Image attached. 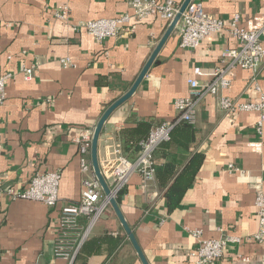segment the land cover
I'll return each mask as SVG.
<instances>
[{
  "label": "crops",
  "instance_id": "1",
  "mask_svg": "<svg viewBox=\"0 0 264 264\" xmlns=\"http://www.w3.org/2000/svg\"><path fill=\"white\" fill-rule=\"evenodd\" d=\"M172 1L180 7L185 2ZM196 1L226 24L239 16V26L253 30L264 20V0ZM63 6L69 7L66 20L57 16ZM126 13H131L129 0H0V76L14 73L0 107V264H67L55 260L53 251L63 206L81 201L84 176L73 138L93 128L132 88L172 23L157 17L132 20L119 37L101 42L76 30L82 22ZM237 45L223 31L197 49L183 48L175 28L136 93L113 112L100 136L99 163L111 190L115 150L135 161L139 152L127 151V142L138 140L143 129L175 120V102L189 95L194 70L206 74L202 82L210 81L209 75L224 68L223 51ZM67 58L72 65L64 68L61 60ZM23 66H35L31 81L24 79ZM227 77L231 87L198 106L188 146L157 153L159 178L148 191L142 177L133 174L120 202L116 198L149 264H197L190 254L200 245L193 236L198 230L205 239L242 238V244L229 245L218 264H264V242L250 239L260 231L256 196L264 191V138L256 131L260 116L219 107L221 96L242 104L258 102L260 93L249 70H231ZM257 79L264 92V62ZM197 152L205 161L182 205L169 212L165 192L175 178L171 173L182 172ZM167 166L172 172L164 173ZM55 171L62 174L55 207L12 200L6 192L25 189L37 174ZM238 255L251 261L237 262ZM76 264H143L111 205Z\"/></svg>",
  "mask_w": 264,
  "mask_h": 264
},
{
  "label": "built area",
  "instance_id": "2",
  "mask_svg": "<svg viewBox=\"0 0 264 264\" xmlns=\"http://www.w3.org/2000/svg\"><path fill=\"white\" fill-rule=\"evenodd\" d=\"M131 13H126L116 19H99L82 22L76 26V30H85L95 40L101 42L108 38L119 37L121 30L132 20L137 22L151 17L172 22L179 13L180 6L172 0L160 2L157 0H129ZM69 7L63 6L57 16L66 20ZM180 37V45L187 49H197L201 43L213 34L229 31L238 45L236 48L226 49L222 53L221 63L224 68H218L209 75L210 81L202 82L199 78L206 74L200 69L194 70L195 77L189 79L190 93L187 97L175 102L178 116L175 120L164 122L152 129L148 138L141 142V151L135 161L125 156L120 148L114 152V166L112 176L114 187L111 190L117 198L120 192L129 184L133 174H139L144 181V188L148 191L150 183L156 182L155 155L161 144L170 140L171 132L178 123L195 125L197 108L207 96H217L223 90L231 87V80L227 74L231 70L244 69L252 72V83L260 93L258 102L239 103L226 96L219 99V107L226 112H256L260 118L256 125L258 135L264 138V92L260 86L257 75L264 62V20L259 27L248 30L239 26V16H236L230 24H226L209 14L202 2L192 0L182 14L177 25ZM64 68L72 65L70 59H63ZM35 66H23L22 72L26 81H31L34 76ZM14 73L8 71L0 76V107L7 99V85ZM94 128V127H93ZM93 128L84 129L73 142L79 148L80 168L84 176L82 181L81 201L78 204L63 206L56 238L54 240L53 257L67 264H76L77 255L85 240L91 234L94 226L103 218L110 203L104 195L101 184L96 178L91 161V146L93 140ZM229 169L236 170L233 166ZM62 174L59 171L37 174L29 186L22 190L9 187L6 192L12 200H26L42 203L48 207H55L60 200V184ZM256 207L259 218L260 231L250 239L264 242V191L258 190ZM81 219L87 221L81 224ZM193 236L200 241L197 250L190 254L196 258L197 264H218L226 256V250L230 244H242V238L224 236L219 239H205L202 231H194ZM237 262L249 263L248 256L238 255Z\"/></svg>",
  "mask_w": 264,
  "mask_h": 264
},
{
  "label": "trees",
  "instance_id": "3",
  "mask_svg": "<svg viewBox=\"0 0 264 264\" xmlns=\"http://www.w3.org/2000/svg\"><path fill=\"white\" fill-rule=\"evenodd\" d=\"M192 125L182 122L178 123L170 135V140L161 144L159 149L156 152V155L162 148L171 147L174 145H180L182 147H187L191 142L192 135ZM153 128L143 129L139 132L140 138L138 140L128 141L127 151H132V153H140L141 151V142L148 138ZM155 155V157H156ZM205 161V156L201 153H194L191 160L185 166V168L179 174L171 173L174 178L171 186L165 192V198L167 200L169 212H173L183 203L184 198L186 197L188 191L193 186L198 171L201 169ZM161 171V170H160ZM172 172L170 167L167 166L164 173ZM159 169L156 168V180L159 178ZM120 195V194H119ZM117 196L118 201L120 202V197ZM83 250V249H82ZM81 250V251H82Z\"/></svg>",
  "mask_w": 264,
  "mask_h": 264
},
{
  "label": "water",
  "instance_id": "4",
  "mask_svg": "<svg viewBox=\"0 0 264 264\" xmlns=\"http://www.w3.org/2000/svg\"><path fill=\"white\" fill-rule=\"evenodd\" d=\"M191 1L192 0H185V2L182 4V6L180 7V10H179V13L177 14L176 18L172 21L168 32L166 33V35L162 39L161 43L157 47L156 51L154 52V54L152 55V57L150 58L148 63L146 64L145 68L141 72L140 76L138 77L137 81L132 86V88L123 97H121L118 101H116L114 104H112L105 111V113L103 114V116L101 117L99 122L93 128L94 135H93L92 146H91V161H92V167H93L94 174H95L96 178L98 179V181L100 182L105 196L108 198L110 205L114 208L123 228L125 229L130 241L132 242L134 248L136 249V251H137V253H138L143 264H149V263H148L146 257L144 256V253L142 252L140 245L138 244V241L136 239V236H135L132 228L130 227V225L126 221V219H125V217H124V215L120 209V206L117 202V199L113 196V193H112L109 185L107 184L105 177L103 175V172L101 170V166L99 163V156H98L99 139H100V136L103 132L105 124L107 123V121L109 120V118L111 117L113 112L116 109H118L121 105H123L125 102H127L129 99H131L132 96L136 93L138 87L140 86L141 82L144 80V78L148 74L152 64L154 63L155 58L158 55L160 49L162 48V46L164 45V43L166 42L168 37L173 33V31L177 27L178 23L181 20L182 14L185 12L186 8L191 3Z\"/></svg>",
  "mask_w": 264,
  "mask_h": 264
}]
</instances>
